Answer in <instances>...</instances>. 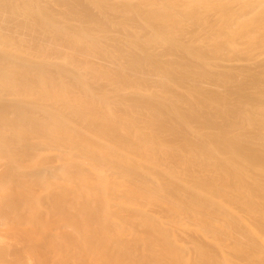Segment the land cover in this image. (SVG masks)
Returning a JSON list of instances; mask_svg holds the SVG:
<instances>
[{"label":"bare ground","instance_id":"obj_1","mask_svg":"<svg viewBox=\"0 0 264 264\" xmlns=\"http://www.w3.org/2000/svg\"><path fill=\"white\" fill-rule=\"evenodd\" d=\"M0 264H264V0H0Z\"/></svg>","mask_w":264,"mask_h":264},{"label":"rangeland","instance_id":"obj_2","mask_svg":"<svg viewBox=\"0 0 264 264\" xmlns=\"http://www.w3.org/2000/svg\"><path fill=\"white\" fill-rule=\"evenodd\" d=\"M5 233V232H4ZM4 236V235H3ZM1 238L2 241H4L5 243H11L12 241L10 239H8V237H3Z\"/></svg>","mask_w":264,"mask_h":264}]
</instances>
